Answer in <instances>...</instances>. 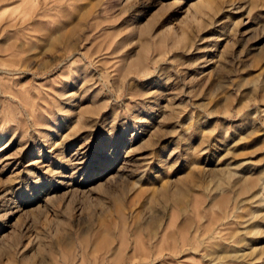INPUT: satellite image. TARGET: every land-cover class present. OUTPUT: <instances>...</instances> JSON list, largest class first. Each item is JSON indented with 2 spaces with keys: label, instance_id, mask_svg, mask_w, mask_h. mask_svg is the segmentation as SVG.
Returning <instances> with one entry per match:
<instances>
[{
  "label": "rangeland",
  "instance_id": "374dc122",
  "mask_svg": "<svg viewBox=\"0 0 264 264\" xmlns=\"http://www.w3.org/2000/svg\"><path fill=\"white\" fill-rule=\"evenodd\" d=\"M264 0H0V264H264Z\"/></svg>",
  "mask_w": 264,
  "mask_h": 264
},
{
  "label": "bare ground",
  "instance_id": "6f19581e",
  "mask_svg": "<svg viewBox=\"0 0 264 264\" xmlns=\"http://www.w3.org/2000/svg\"><path fill=\"white\" fill-rule=\"evenodd\" d=\"M261 178V180H264V178H262V177H260Z\"/></svg>",
  "mask_w": 264,
  "mask_h": 264
}]
</instances>
